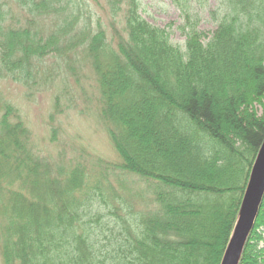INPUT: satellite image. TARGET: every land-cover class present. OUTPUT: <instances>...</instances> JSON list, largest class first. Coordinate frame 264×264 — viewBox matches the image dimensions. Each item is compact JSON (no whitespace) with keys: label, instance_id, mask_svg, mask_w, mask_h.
<instances>
[{"label":"trees","instance_id":"16d2710c","mask_svg":"<svg viewBox=\"0 0 264 264\" xmlns=\"http://www.w3.org/2000/svg\"><path fill=\"white\" fill-rule=\"evenodd\" d=\"M193 17L181 50L138 0H0V83L51 95L52 145L69 83L92 82L119 174L152 193L102 251L99 182L0 92V264H221L264 141V0H227L209 38ZM263 235L264 197L239 264H264Z\"/></svg>","mask_w":264,"mask_h":264},{"label":"rangeland","instance_id":"374dc122","mask_svg":"<svg viewBox=\"0 0 264 264\" xmlns=\"http://www.w3.org/2000/svg\"><path fill=\"white\" fill-rule=\"evenodd\" d=\"M138 1L140 17L154 27L166 29L170 43L181 50H184L186 42L185 33L180 29L184 25L183 14L189 13L196 17L198 30L209 38L227 3V0ZM14 11L17 12L16 9ZM68 87L74 105L59 118V133L52 145L47 127L52 107L51 95H37L28 101L23 90L13 83H0V92L20 110L27 127L32 131L35 145L43 155H61L64 162L78 158L88 170L91 184L99 182L97 186L103 203H96L97 213L95 216L89 214L87 220L91 227L100 228L102 232V251L110 250L114 246L113 237L121 239L126 235L127 226L121 223V219H130L126 211L115 208L127 204L132 209V214L137 216L140 209L150 205L152 193L137 178L119 174L116 168L119 164L118 157L98 119L94 84L83 80L80 85L70 82ZM259 247H264V242Z\"/></svg>","mask_w":264,"mask_h":264},{"label":"water","instance_id":"95a60500","mask_svg":"<svg viewBox=\"0 0 264 264\" xmlns=\"http://www.w3.org/2000/svg\"><path fill=\"white\" fill-rule=\"evenodd\" d=\"M264 197V141L251 169L227 249L221 264H238Z\"/></svg>","mask_w":264,"mask_h":264}]
</instances>
